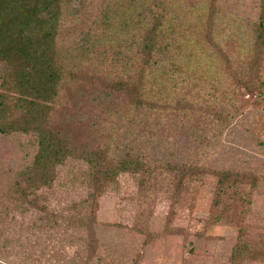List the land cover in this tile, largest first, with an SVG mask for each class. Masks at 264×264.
<instances>
[{"label":"rangeland","instance_id":"1","mask_svg":"<svg viewBox=\"0 0 264 264\" xmlns=\"http://www.w3.org/2000/svg\"><path fill=\"white\" fill-rule=\"evenodd\" d=\"M180 3L192 16L214 7L216 22L182 89L194 106L162 113L130 107L111 88L116 40L81 47L91 20L109 6L120 10L118 0H67L57 45L62 56L71 53L63 63L71 72L43 122L78 146L107 144L112 159L129 153L166 169L120 172L98 186L93 168L68 156L30 188L23 176L37 133L0 132V264H264V46L254 37L260 0ZM205 86L208 101L198 92ZM181 165L189 167L183 180L192 173L185 184ZM230 169L258 177L246 201L234 197L220 212L212 204L213 170Z\"/></svg>","mask_w":264,"mask_h":264},{"label":"trees","instance_id":"2","mask_svg":"<svg viewBox=\"0 0 264 264\" xmlns=\"http://www.w3.org/2000/svg\"><path fill=\"white\" fill-rule=\"evenodd\" d=\"M180 1L118 0L123 6L120 10L107 7L99 17L101 21L95 16L82 33L81 47L90 51L99 43L111 45L116 40L109 62L115 70L118 68L117 80L111 88L126 96L125 103L130 107L167 113L172 108L189 110L194 106L190 94L182 89L184 84L188 85L186 78L195 76L190 74L191 70L195 71L191 64H201L206 56L204 43L213 37L215 9L209 6L203 15L192 16L184 13ZM66 2L0 0V132L37 133V152L23 176L27 186L31 188L37 178L49 176L51 169L68 156L86 161L93 168L92 175L98 186L114 181L120 172L151 173L155 169H166L149 168L139 155L129 153L112 159L105 150L107 144L102 148L78 146L69 135H59L43 122L62 77L71 72V68L63 64L64 59H71V53L64 52L62 56L57 45L59 28L66 21L63 15ZM255 25V46L261 49L264 46V0H260V14ZM208 87L198 91L200 94L204 91L206 101ZM9 92L12 100L8 98ZM15 108L18 114H12ZM214 116L218 120L219 115L214 113ZM177 167L182 173L178 180H183L189 167ZM213 172L217 178L212 204L220 212L230 206L234 197L246 201L248 190L254 188L258 177L254 171ZM188 176L180 183L188 182L192 173ZM237 248L236 251L242 252V245Z\"/></svg>","mask_w":264,"mask_h":264}]
</instances>
